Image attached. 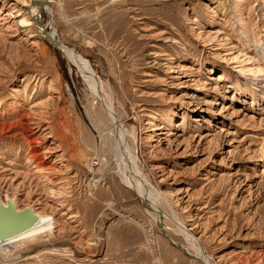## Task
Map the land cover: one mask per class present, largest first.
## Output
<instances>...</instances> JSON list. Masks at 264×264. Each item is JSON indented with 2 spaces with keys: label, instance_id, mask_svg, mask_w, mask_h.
Masks as SVG:
<instances>
[{
  "label": "rangeland",
  "instance_id": "374dc122",
  "mask_svg": "<svg viewBox=\"0 0 264 264\" xmlns=\"http://www.w3.org/2000/svg\"><path fill=\"white\" fill-rule=\"evenodd\" d=\"M52 1L59 41L89 62L163 200L141 183L146 208L126 185L98 97L60 50L17 26L31 2L0 0V195L56 226L6 262L203 264L183 228L215 264H264V0ZM22 115L45 155L39 174Z\"/></svg>",
  "mask_w": 264,
  "mask_h": 264
},
{
  "label": "bare ground",
  "instance_id": "6f19581e",
  "mask_svg": "<svg viewBox=\"0 0 264 264\" xmlns=\"http://www.w3.org/2000/svg\"><path fill=\"white\" fill-rule=\"evenodd\" d=\"M29 1H32V0H29ZM35 1H38V2L37 3L31 2V4H29V2L26 3V6L30 5L29 9L31 12L30 14L31 18L30 19L28 18V20H24L23 23H20V22L16 23L17 26L27 27L25 28V32H27L30 37H38L48 42L47 40L44 39V36L46 33L49 36H51L54 39V41H56L59 44V46L57 47L56 46L55 47L52 46V47L54 49L60 50L67 58L68 62L78 70V72L82 75L83 79L88 85V89L90 90L91 94H93V96H95L96 98L97 97L101 98V102H99V104L101 108L105 111V113L107 114V120H108V123L110 124V131L105 133L103 125H101L100 128L102 129L100 130L101 131L100 137L103 140L107 139L109 141L111 153L114 156L115 162H117L118 164V168L120 169L119 173L125 176V177H122L123 181L126 183L128 187H130L137 193L139 198L140 197L142 198L141 200L143 204L146 206V208H149V206H148L147 200H145L144 195L141 193V190H140L141 183L143 185L145 193L148 194L150 199H154V201L163 200V198H160V197H159L160 199H158L156 197L158 196V194L155 193L153 190L148 191L146 189L145 182H144L145 180L142 178V176L140 177L139 175L140 171L137 165L134 151L130 148L128 144V138H130V133L126 131V129H124L122 125H120V122L117 119L116 115L114 114L111 104L103 96L102 86L99 82L98 77L92 72L89 62L86 59H84L80 54L73 52L72 49H70L68 46H65L64 43L59 41L55 28H54V22H53L54 20L52 18V7H53L52 2L53 1L52 0H35ZM46 25H48L50 29H47ZM262 41L263 42L261 43V45L257 46L258 47L257 49L259 50V53L261 55L264 52V39ZM218 79L220 78L219 77L215 78V80H218ZM96 84H97V88H96ZM99 122L100 124H103L102 121H99ZM17 124L20 125V129H21L22 138L20 139H22L23 143L27 145L28 163H29V166H31L28 169L33 170L35 174L42 173L43 171H45L44 170V164H45L44 160L45 159L43 160L44 154L42 150L39 148V141H38V139H40L39 136L35 134V132H32L33 128L32 126H30L31 123L28 121V117H26V115L20 116ZM15 137L17 136H14V138ZM46 169H48V167H46ZM37 179H38V176H37ZM92 180L93 181L90 183H93V184L99 181L97 178L94 179V177L92 178ZM7 201H10V203L12 204L14 209H16V211H21L24 208H28L29 210H31L33 215L36 216V219L23 230L0 241V259L2 261H5L3 262V264H8V262L6 261L9 260L10 262V259L13 260L14 258L19 257L18 254L13 253L14 250L18 248L19 245L26 243V242H30V241H35L36 239H39L44 234H48V233L50 234L53 231V228L56 227L54 225L55 222L52 217L53 215L49 217L48 214L46 213L44 214L38 211L36 207L31 206L29 204H24L22 206H19L17 201L14 198L13 199L7 198L4 195H0V203L2 205H6ZM189 230L188 229L184 230L183 228H181L180 234L184 236L185 240L187 241L191 250L193 251L195 258H197L203 264H215L211 256L206 255L203 247L200 246V242L197 240V238H194V236L190 232H188ZM9 256L11 258H9Z\"/></svg>",
  "mask_w": 264,
  "mask_h": 264
},
{
  "label": "water",
  "instance_id": "95a60500",
  "mask_svg": "<svg viewBox=\"0 0 264 264\" xmlns=\"http://www.w3.org/2000/svg\"><path fill=\"white\" fill-rule=\"evenodd\" d=\"M30 2L37 3L38 1L32 0ZM44 39L54 47L59 46V44L46 33ZM98 100L99 102H101L100 97H98ZM35 219L36 216L33 215L31 210H29L28 208H24L21 211H16L10 201H7L6 205H2L0 203V241L23 230L24 228L29 226Z\"/></svg>",
  "mask_w": 264,
  "mask_h": 264
},
{
  "label": "built area",
  "instance_id": "2783aa9c",
  "mask_svg": "<svg viewBox=\"0 0 264 264\" xmlns=\"http://www.w3.org/2000/svg\"><path fill=\"white\" fill-rule=\"evenodd\" d=\"M93 163H95V161H92V163L91 164H93ZM94 165V164H93Z\"/></svg>",
  "mask_w": 264,
  "mask_h": 264
}]
</instances>
